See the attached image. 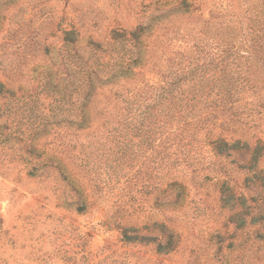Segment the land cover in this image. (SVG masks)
<instances>
[{
    "label": "rangeland",
    "instance_id": "1",
    "mask_svg": "<svg viewBox=\"0 0 264 264\" xmlns=\"http://www.w3.org/2000/svg\"><path fill=\"white\" fill-rule=\"evenodd\" d=\"M261 17L264 0H0V264H264V56L254 95L184 78L218 23ZM154 91L138 134L128 102Z\"/></svg>",
    "mask_w": 264,
    "mask_h": 264
},
{
    "label": "trees",
    "instance_id": "2",
    "mask_svg": "<svg viewBox=\"0 0 264 264\" xmlns=\"http://www.w3.org/2000/svg\"><path fill=\"white\" fill-rule=\"evenodd\" d=\"M204 23L207 25L210 24L209 21L206 20H204ZM233 23L234 21L218 23L220 32H215L213 38L217 41V44H210V49L216 47L217 50L207 51L206 58L208 61L206 63L202 62L199 64V62H197V65L193 67L195 61L189 62V72L187 75L182 74L185 76L184 78L188 79V82L191 83L192 86L196 85L197 81L199 86H204L202 88L200 87L202 90L200 94L202 98H240L241 95L246 92H251V95L256 93L255 86L252 84L253 78L250 71L258 66L253 59L260 61L264 56V17L256 19L253 26L248 28L247 33L240 32V34H238V30L234 28ZM141 32L142 28L131 34L130 38L135 42V44L138 43V40L141 37ZM115 37L117 38L119 36L116 35ZM247 44L250 46L249 52L246 51V54L242 55L240 53V47ZM204 45L205 41L201 39L195 44V47H199L201 50ZM140 54L141 48H139L136 52V56L132 59V61H139L141 58ZM122 59L123 58H121V60ZM178 82L176 81L175 83L178 84ZM151 88L153 91L154 87L152 86ZM263 89L264 85H261L259 89L260 92L263 91ZM163 92L164 89L161 94ZM154 93L156 94L155 97L151 98L149 103L143 104V106L140 107V110L136 105L137 101L135 99L128 102L130 107L127 105V114L138 113L139 116L138 122L133 125V129H135L138 134L151 129L149 123L154 117L151 112L153 108H155V105L153 104H160L164 100L168 99L162 98V95L156 91H154ZM201 96H197L194 92L190 98L181 99H186L190 102L195 101L196 103L198 102L196 101V98H201ZM256 96H259V94ZM130 99L131 98L127 99V101ZM191 105L194 106L193 104ZM189 112H191V110L188 111V114ZM185 124L186 122L181 123L177 121L174 126L171 125V128L178 129L185 126ZM136 233L137 231L132 229L124 230L121 233V238L125 242L137 241L140 243L144 242V240L151 239L137 236ZM154 241L155 239L153 238L151 242ZM164 248H167V245L160 243L157 244L158 253H163Z\"/></svg>",
    "mask_w": 264,
    "mask_h": 264
}]
</instances>
